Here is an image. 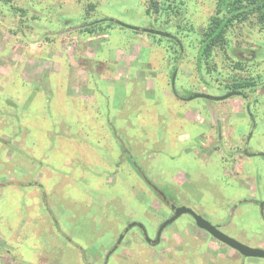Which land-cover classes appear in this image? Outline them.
Returning <instances> with one entry per match:
<instances>
[{
    "label": "rangeland",
    "instance_id": "obj_1",
    "mask_svg": "<svg viewBox=\"0 0 264 264\" xmlns=\"http://www.w3.org/2000/svg\"><path fill=\"white\" fill-rule=\"evenodd\" d=\"M219 8V0L0 6V264H264L193 228L188 215L154 246L131 228L105 259L129 222L154 237L170 215L162 194L264 250L258 207L230 211L243 198L264 201V159L241 152L244 100H186L253 79L243 90L250 113L254 104L249 151L264 153L263 25L255 14L233 24L224 49L199 65L200 36ZM101 21L103 30L84 31Z\"/></svg>",
    "mask_w": 264,
    "mask_h": 264
},
{
    "label": "trees",
    "instance_id": "obj_2",
    "mask_svg": "<svg viewBox=\"0 0 264 264\" xmlns=\"http://www.w3.org/2000/svg\"><path fill=\"white\" fill-rule=\"evenodd\" d=\"M14 0H0V6L11 5ZM154 4L152 8L157 9ZM94 6L90 4L88 8L92 9ZM219 9L222 14H216L211 17L207 26L203 29L202 35L200 36L199 44V65L202 62H209L213 50L216 48L224 49L226 44L227 34L233 24H240L245 22L250 16L254 15L257 17V20L262 23V28L264 29V0H219ZM89 11V10H88ZM107 24L105 26L109 27L111 25H118L113 22L112 19H105ZM101 22H96L89 24L84 28V31L88 33H95L97 30H103V24ZM115 21V20H114ZM120 26V25H119ZM122 27V26H121ZM131 30V29H130ZM135 33H142V31L131 30ZM163 36H160V39H163ZM171 38H168L167 41H170ZM179 50V46H178ZM208 65V64H207ZM174 70V69H173ZM203 76V75H202ZM256 86V82L253 79L237 80L233 81L232 84L227 88L228 90H251ZM121 154V151H120ZM132 165L135 166V163L132 162ZM138 170V169H137ZM140 173V171H139ZM162 198L168 199L166 195H161ZM163 199V200H164ZM130 223V222H129ZM135 228V227H133Z\"/></svg>",
    "mask_w": 264,
    "mask_h": 264
},
{
    "label": "water",
    "instance_id": "obj_3",
    "mask_svg": "<svg viewBox=\"0 0 264 264\" xmlns=\"http://www.w3.org/2000/svg\"><path fill=\"white\" fill-rule=\"evenodd\" d=\"M113 22L117 23L118 25L127 28V29H131V30H135V31H142V32H148L154 35H158V36H163V37H169L168 34L166 33H161V32H155L152 30H146V29H139L136 27H132L129 25H125L122 24L118 21H114ZM171 86L172 89L174 90V79L172 78L171 80ZM239 95V93L237 92H229L223 96H211L208 94H204V93H197V94H193L190 96L189 100H193V99H206V100H210V101H223L226 100L232 96H236ZM245 155H248L247 152H245ZM251 156H264V154H251ZM258 208H259V214L261 219L264 222V201H260L257 203ZM171 210L173 211V215L168 218L167 220H165L164 222L161 223V225L159 226L157 232H156V236L155 239L152 240L148 237L146 229L144 228V226L141 223L138 222H130L126 225V227L124 228V230L122 231V233L119 235L115 245L113 246V248L108 252V254L106 255L105 259H108V257L110 256V254H112L114 252V250L118 247V245L120 244V242L122 241V239L124 238V236L126 235V233L133 227H136L138 229H140V231L142 232V236L144 238V240L146 241L147 244L154 246L157 245L160 241L161 238V234L164 231V229L170 225L171 223H173L174 221H176L180 216L183 215H188L190 217H192L195 226L206 232L209 236H211L213 239L217 240L218 242H220L221 244L226 245L227 247H229L230 249L234 250L235 252H237L239 255H241L244 258H257V259H264V250L263 249H259V248H251L248 247L240 242H238L237 240L231 238L230 236L224 234L222 231H220L217 227H215L214 225H212L210 222H208L207 220L203 219L201 216H199L195 211H193L190 208H187L185 206H173L171 207Z\"/></svg>",
    "mask_w": 264,
    "mask_h": 264
},
{
    "label": "flooded vegetation",
    "instance_id": "obj_4",
    "mask_svg": "<svg viewBox=\"0 0 264 264\" xmlns=\"http://www.w3.org/2000/svg\"><path fill=\"white\" fill-rule=\"evenodd\" d=\"M169 35V34H168ZM200 91V90H199ZM199 91H197V92H194V93H192V94H190V95H193V94H197V93H204V94H208V93H206L207 92V90L206 91H203V92H199ZM229 92H237V93H239V95H236V97H238V98H241V100L243 101L244 100V102H245V108H244V113H245V116H247L248 118H249V121H250V127H249V131L250 132H248V134H249V136H246L245 137V140H244V142L242 143V149H241V152H242V154L243 155H245V152H247V154L248 155H245V156H248V157H255V156H251V154H253V153H250V151H249V143H250V140H251V138H252V135L254 134V129L256 128V125H255V121H254V118H252V116H253V110H254V104H253V108H252V113H250V110H251V107H252V102H250L249 100L247 101V99H246V95L244 94V91H241V90H229L227 93H229ZM227 93H225V94H227ZM225 94H223V95H225ZM223 95H220V96H223ZM189 98H190V96L186 99V100H189ZM204 100H206V99H204ZM190 101V100H189ZM208 101H210V100H208ZM216 102H220V101H216ZM239 119V118H238ZM252 119H253V121H252ZM235 123V125H240V121H235L234 122ZM251 128V129H250ZM247 137H248V139H247ZM220 138V133H219V135L217 136V140ZM247 139V140H246ZM215 147V150H216V148H217V146H214ZM219 148V147H218ZM196 149H197V147H196ZM199 149V148H198ZM197 149V150H198ZM202 148H200L199 150H201ZM214 149V148H213ZM249 151V152H248ZM257 154H259V153H257ZM261 154H264V153H261ZM258 157H262L263 159H264V156H258ZM161 198H162V196H161ZM164 198H162V200H163ZM164 202H165V204H167V207H169V210H170V215L165 219V220H167L168 218H170L172 215H173V211L171 210V207H172V205H173V203L171 202V200H169V199H164L163 200ZM258 202H260V201H257V199H255V198H243V199H241V200H238L237 202H233L232 204H231V206H232V209L229 207V209H231L230 211H231V213H232V215L234 214V212H235V210H236V208H237V206H239V205H241V204H246V203H252V204H255L257 207H258V205H257V203ZM173 206H175V205H173ZM259 209V208H258ZM181 217V216H180ZM179 217V218H180ZM190 217V216H189ZM164 220V221H165ZM163 221V222H164ZM175 222V221H174ZM173 222V223H174ZM162 223V222H161ZM161 223H160V225H161ZM172 224V223H171ZM170 224V225H171ZM190 224H191V226L193 227V228H195V229H198L196 226H195V224H194V221H193V219H192V217H190ZM226 224L227 223H223V224H217L215 227H217L219 230H220V228H221V226H226ZM159 225V226H160ZM170 225H168V226H170ZM167 226V227H168ZM166 227V228H167ZM159 228V227H158ZM158 228H157V230H158ZM165 228V229H166ZM164 229V230H165ZM140 230V229H139ZM157 230L155 231V235H154V237L152 238V240H154L155 239V236H156V232H157ZM198 230H200V229H198ZM202 231V230H201ZM221 231V230H220ZM141 232V231H140ZM202 232H204V231H202ZM206 235H208L206 232H204ZM141 235H142V232H141ZM162 235V234H161ZM209 236V235H208ZM209 237H211V236H209ZM142 238H143V236H142ZM212 238V237H211ZM213 239V238H212ZM215 240V239H214ZM143 241L144 242H146L145 240H144V238H143ZM215 241H217V240H215ZM218 242V241H217ZM220 243V242H219ZM147 244V243H146ZM224 245V244H223ZM225 246V248L227 247L226 245H224ZM229 248V247H228ZM227 249V248H226ZM232 250V249H231ZM234 251V250H233ZM235 253V252H234ZM237 253V252H236ZM108 259H106V261H107Z\"/></svg>",
    "mask_w": 264,
    "mask_h": 264
},
{
    "label": "crops",
    "instance_id": "obj_5",
    "mask_svg": "<svg viewBox=\"0 0 264 264\" xmlns=\"http://www.w3.org/2000/svg\"><path fill=\"white\" fill-rule=\"evenodd\" d=\"M200 149V148H199ZM231 252H233V251H231Z\"/></svg>",
    "mask_w": 264,
    "mask_h": 264
}]
</instances>
